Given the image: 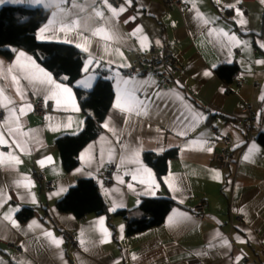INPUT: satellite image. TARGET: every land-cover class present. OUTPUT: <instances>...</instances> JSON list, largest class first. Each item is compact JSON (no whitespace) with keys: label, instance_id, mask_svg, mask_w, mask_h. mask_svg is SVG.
Returning a JSON list of instances; mask_svg holds the SVG:
<instances>
[{"label":"crops","instance_id":"0c3cea01","mask_svg":"<svg viewBox=\"0 0 264 264\" xmlns=\"http://www.w3.org/2000/svg\"><path fill=\"white\" fill-rule=\"evenodd\" d=\"M119 1L114 6L108 0L114 8L125 7L116 18L104 7V0L0 3V9L24 6L47 11L46 22L36 33L38 42L71 45L84 54L82 76L75 82V88L90 91L102 77L111 82L114 94L102 122V132L80 150L77 166L66 172L55 140L61 135L81 132L85 120L73 88L56 80L27 52L17 51L11 59L0 55V88L15 102L16 108L22 102L11 75L19 73L15 65L20 52L55 83L70 90V94L57 90L55 98L47 100L46 115H39L32 107L20 117L21 132L33 134L21 138L23 150L10 140L7 146H0V161H3L0 163V264H193L195 261L264 264V144L257 139L259 134H264V124H255L258 131L255 139L247 140L250 129L244 123L243 110L248 104L255 114L264 112V47H261L264 3L184 0V8L177 11L166 9L163 0H132L131 5L126 0ZM236 9L243 13V25L238 22ZM96 11L103 12L105 19L116 24L123 36L122 43L106 44L86 30L85 25L96 27L103 23L95 17ZM69 13L72 19L81 20L79 29H69L60 23L61 15ZM126 20L129 22L125 23ZM205 20L210 23L205 24ZM137 27L142 31L132 36ZM41 29L45 31L41 33ZM221 30L234 34L240 43L227 41ZM83 47H88V51H83ZM153 47H169L179 63L171 87L162 86L153 76L125 74L133 59L147 54ZM89 59L93 61L91 64ZM20 63L27 61L21 59ZM220 66H234L242 81L232 80L234 72L228 82L221 80L216 74ZM205 72L210 75H204ZM129 77H134L136 86H142L149 95L159 92L163 96L150 106L147 115H133L126 122L127 112L115 105L118 81ZM20 83L23 86L27 82ZM27 92L25 103L31 104V99L45 102L43 94L34 95L31 88ZM180 113L187 119L181 117L177 121L175 118ZM11 119L8 109L0 107V132H5L6 139L3 125ZM180 132L186 134L178 135ZM223 137L233 143L232 163L228 168H221L215 159ZM131 150L137 152L139 163L130 162ZM168 150H175L177 155L168 161L160 182L155 171L145 164L143 154H162ZM9 153L20 163L10 160ZM109 166L113 167L110 183H105L103 173ZM134 174L136 180L132 179ZM79 179H94L98 183L110 215L120 211L127 215L136 213L143 198H169L176 206L160 226L127 236L122 216H112L109 221L105 214L77 219L56 209L55 202ZM17 181H22L20 186ZM45 183L52 187L45 189ZM169 183L180 190H171ZM199 202L204 205L203 219L192 211ZM24 208H34L35 213L20 221L17 214ZM6 215L18 227H12L11 221L4 219ZM105 229L108 235L106 242H102ZM65 231L74 235L76 246L68 244ZM46 233H51V238ZM53 239L62 243L57 247Z\"/></svg>","mask_w":264,"mask_h":264},{"label":"trees","instance_id":"16d2710c","mask_svg":"<svg viewBox=\"0 0 264 264\" xmlns=\"http://www.w3.org/2000/svg\"><path fill=\"white\" fill-rule=\"evenodd\" d=\"M48 12L42 9H30L24 6H6L0 9V55L11 59L17 51H24L54 78L73 88L78 105L85 115L84 127L77 134L61 135L55 145L64 171L69 172L78 164L80 150L102 132V122L113 100L112 84L100 77L90 91L75 88V82L82 76L84 54L67 44L40 43L36 33L46 22ZM234 66H220L216 74L228 82ZM264 144V134L257 136ZM175 150L162 154L144 153L143 160L156 173L161 182L170 159L176 157ZM176 206L169 198L155 197L140 200L136 213L127 215L116 212L110 215L99 185L94 179H79L76 184L58 201L55 207L59 212L72 214L82 219L94 214H105L108 221L112 216H122L126 222L125 233L133 236L163 224L167 213ZM34 208H24L18 214L20 221L34 216ZM111 226V225H110Z\"/></svg>","mask_w":264,"mask_h":264},{"label":"snow or ice","instance_id":"6c2138e0","mask_svg":"<svg viewBox=\"0 0 264 264\" xmlns=\"http://www.w3.org/2000/svg\"><path fill=\"white\" fill-rule=\"evenodd\" d=\"M4 0H0V3H3ZM67 2V0H66ZM126 2L131 5L132 0H126ZM238 2V0H237ZM262 3H264V0H261ZM74 6V5H73ZM104 7L108 9V11L111 13L112 18L118 17L120 14H122L125 11V7L120 6L119 8H114L112 5L108 3V0H104ZM229 7H232V5H229ZM55 15V14H54ZM95 17L99 18L103 23H101L99 26L96 27H90L85 25L86 30H88L91 34V36L96 37L99 40L104 41L106 44L111 43H122L123 42V36L119 32L118 28L116 27V24L112 20L105 19L104 13L101 11H96L94 13ZM197 17L199 18V14L197 13ZM236 17L240 18L239 23L243 25L245 21L242 19L243 13L236 9ZM130 20H135V17H130ZM129 20H126L125 23H128ZM60 23L62 25H67L69 29L76 28L79 29L81 25V20L79 18L72 19L71 13L64 15H61V21ZM205 24L210 23V21L205 20ZM63 30V29H62ZM45 29H41V33H43ZM142 29L140 27H137L132 33V36H136L137 33H140ZM212 34V29H209V35ZM221 34L225 39L229 42H235L237 44L240 43V41L237 40V37L232 34L229 35L228 32H223L221 30ZM146 39V37H145ZM157 43H159L157 41ZM85 44H88V40L85 39ZM77 47H81L80 44L76 45ZM261 47H264V44H261ZM141 49L143 50V44H141ZM83 51H88V47H83ZM117 52H119V49H117ZM23 59L24 61H27V63H20V60ZM93 61L89 59L88 63L91 64ZM259 63V62H258ZM124 66V65H121ZM16 68H18L19 73L16 75H11V80L14 86V89L17 93V95L21 99V106L19 108H16L14 106V101L11 100L10 97H7L5 95L4 89L0 88V107H3L5 109H8V111L12 115V119L8 121L3 127H5L7 132V139L5 136V132H0V146H7L9 143V140L11 141V144L15 145L17 148L23 150V144H22V137L25 136H33L32 133H24L20 130V117L26 114L27 110L32 109V105L29 103H25L28 92L27 89L31 88L32 93L34 95L43 94L45 99V104H47V100L50 98H55L57 95V90L62 91L64 93H69L70 90L66 87H63L60 84L55 83V81L52 79V77L44 72L43 69H39L35 63L31 60L30 57H26L23 52H20L17 57V63L15 65ZM8 72L12 73V68L8 69ZM204 75H210V73L205 72ZM24 80L26 81V85H21L20 81ZM85 85L88 84V81L82 82ZM136 81L134 77H129L127 79H123L122 81H118V96H117V104L115 107L120 108L121 111H125L128 114V117L126 118V122H128V118H130L133 115L141 116V115H147L150 106H152L156 101L161 100L163 94L162 93H155L153 95H149L147 92H145L144 88L142 86L137 87ZM123 85V87H120V85ZM59 103V101H57ZM123 105V107H122ZM181 117L184 119H187V117H184L183 113H180L175 119L177 121L181 120ZM7 120V118H5ZM105 128H109L108 124H105ZM113 131H115L113 129ZM178 135H185L186 133L180 132L177 133ZM119 143V140L117 141ZM208 151H211V149H208ZM113 158H114V152H113ZM137 152L135 150H131V161L134 163H139L138 159H136ZM10 160L14 161L16 164L20 163V160L13 154L9 153ZM51 159L50 157L48 158ZM101 159L103 160V153L101 154ZM245 160L248 159L247 156L244 157ZM109 162H111L109 160ZM121 162L123 163V158H121ZM0 163H3V161H0ZM41 165L43 164V161H40ZM145 172H148L147 169H144ZM148 175L151 176V173L148 172ZM133 180H136L137 177L134 174L132 176ZM22 181H17V186H20V183ZM121 183L123 181H120ZM143 183L144 181H140ZM153 186L155 187V184L153 182ZM128 187L131 189L132 185L129 184ZM169 187L173 191H179V187L174 185L173 183H169ZM5 220H10L12 227L16 228L18 227V224L15 220H11V217L6 215L4 217ZM170 221H173V218H169ZM34 223V222H33ZM99 223L102 225L103 221H99ZM31 227V226H30ZM103 234L105 236V240L102 242H106L107 239V231L106 229L103 230ZM46 237L51 238V233H46ZM237 240H239V237H237ZM52 243H54L57 247L62 243L60 240H52ZM83 243V241H82ZM226 243V242H225ZM135 259V257H133ZM239 259V257L237 258Z\"/></svg>","mask_w":264,"mask_h":264},{"label":"built area","instance_id":"2783aa9c","mask_svg":"<svg viewBox=\"0 0 264 264\" xmlns=\"http://www.w3.org/2000/svg\"><path fill=\"white\" fill-rule=\"evenodd\" d=\"M112 5L118 6L119 0H109ZM163 5L166 9L181 11L184 8V0H163ZM237 52V49H236ZM179 71V63L169 47L162 48H151L147 54L139 55L133 59L125 69V74L128 76H143L149 77L153 76L158 79L162 86L171 87L176 79V75ZM232 80L240 83L242 80L239 77L238 72H234L231 76ZM31 104L36 113L39 115H46L48 109L45 102L42 99H31ZM245 111L244 123L249 127L250 132L247 140H254L255 135L258 132L254 126L255 124H264V112L260 115L255 114L250 105L245 104L243 106ZM215 132V130H213ZM233 143L230 138H222V148L216 155V162L221 168H228L232 163L230 150ZM112 166H109L103 173L105 178V183H110L109 178L112 170ZM52 185L50 183H45L44 188L50 189ZM192 211L199 219H203L204 215V205L202 202L197 203ZM237 219L239 217H236ZM231 224H233L231 222ZM64 237L70 246H76V240L72 233L65 231ZM193 264H201L195 261ZM255 264V263H253Z\"/></svg>","mask_w":264,"mask_h":264}]
</instances>
